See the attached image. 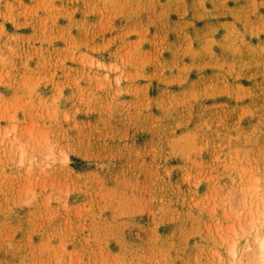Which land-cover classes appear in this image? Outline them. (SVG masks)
<instances>
[{"label": "rangeland", "instance_id": "rangeland-1", "mask_svg": "<svg viewBox=\"0 0 264 264\" xmlns=\"http://www.w3.org/2000/svg\"><path fill=\"white\" fill-rule=\"evenodd\" d=\"M263 232L264 0H0V264H234Z\"/></svg>", "mask_w": 264, "mask_h": 264}, {"label": "bare ground", "instance_id": "bare-ground-1", "mask_svg": "<svg viewBox=\"0 0 264 264\" xmlns=\"http://www.w3.org/2000/svg\"><path fill=\"white\" fill-rule=\"evenodd\" d=\"M255 245L257 249H253V244L249 243L245 246V252L240 254L237 257L236 262L234 264H242L245 256L248 258L245 264H264V232L262 234H257L255 237ZM234 256L236 255V248L233 245L231 248ZM235 257V258H236Z\"/></svg>", "mask_w": 264, "mask_h": 264}]
</instances>
